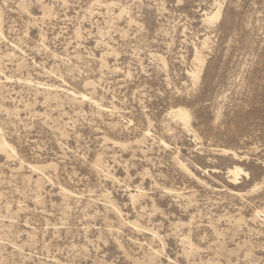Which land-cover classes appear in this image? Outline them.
Returning <instances> with one entry per match:
<instances>
[{"label": "rangeland", "instance_id": "rangeland-1", "mask_svg": "<svg viewBox=\"0 0 264 264\" xmlns=\"http://www.w3.org/2000/svg\"><path fill=\"white\" fill-rule=\"evenodd\" d=\"M0 264H264V0H0Z\"/></svg>", "mask_w": 264, "mask_h": 264}, {"label": "bare ground", "instance_id": "bare-ground-1", "mask_svg": "<svg viewBox=\"0 0 264 264\" xmlns=\"http://www.w3.org/2000/svg\"><path fill=\"white\" fill-rule=\"evenodd\" d=\"M83 97H84V99L86 98V96H84L83 95ZM181 118L183 119V120H186V118H187V115L184 113V112H182L181 111ZM37 169L38 168H34V170H33V172H36L37 171ZM32 171V170H31ZM237 173H238V170H235V171H229V174H230V176H231V180L232 181H235L236 180V175H237ZM230 182V181H229ZM138 189V191H137V194L136 195H131V203H132V205H136V200H135V198H137L138 196H144V192H143V190H141V188H137ZM139 205V204H138ZM142 207V206H141ZM140 207V208H141ZM145 207V206H144ZM132 226H133V228H135L136 230H138V226H136L134 223H132ZM132 228V229H133ZM135 229H133V230H135ZM146 229V228H145Z\"/></svg>", "mask_w": 264, "mask_h": 264}]
</instances>
